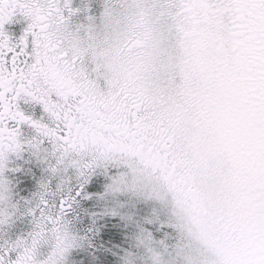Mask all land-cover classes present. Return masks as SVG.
Masks as SVG:
<instances>
[{"label":"snow or ice","instance_id":"6c2138e0","mask_svg":"<svg viewBox=\"0 0 264 264\" xmlns=\"http://www.w3.org/2000/svg\"><path fill=\"white\" fill-rule=\"evenodd\" d=\"M0 264H264V0H0Z\"/></svg>","mask_w":264,"mask_h":264}]
</instances>
